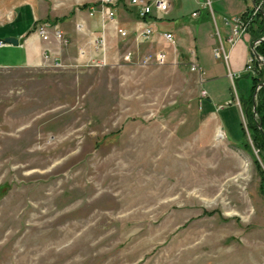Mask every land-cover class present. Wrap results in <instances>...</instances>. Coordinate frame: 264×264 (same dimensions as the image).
<instances>
[{"label": "rangeland", "instance_id": "374dc122", "mask_svg": "<svg viewBox=\"0 0 264 264\" xmlns=\"http://www.w3.org/2000/svg\"><path fill=\"white\" fill-rule=\"evenodd\" d=\"M59 1L0 0V264H264V75L252 93L250 75L208 78L212 52L198 50L201 67L193 47H173L151 15L150 38H136L137 15L118 24L125 36L117 26L113 40L92 35L96 54L23 61L7 34L48 23L46 41L68 45L43 20L54 6L51 17L68 15ZM107 1L118 15L116 0H94L102 22ZM179 3L190 25L195 5ZM247 12L228 19L264 16L263 0ZM261 39L250 45L251 75L264 70ZM158 51L163 64L142 63ZM216 51L224 57L222 45Z\"/></svg>", "mask_w": 264, "mask_h": 264}, {"label": "crops", "instance_id": "0c3cea01", "mask_svg": "<svg viewBox=\"0 0 264 264\" xmlns=\"http://www.w3.org/2000/svg\"><path fill=\"white\" fill-rule=\"evenodd\" d=\"M116 1V6L118 8L117 19L103 22L98 15H93V17L87 15L89 5L93 4L94 0H61L56 6H59L60 9L61 7L70 6L68 15L51 17L49 13L56 8L53 5L54 8L48 11L43 20L47 22L51 20V24L54 25L53 30L60 29L63 31L65 36L70 39L68 45H60L53 37L48 41L42 40L32 28L28 32H23L20 35L7 34L6 36H15L19 39L18 47L23 49V61L27 63H39L45 53H50L51 56L63 62H65L69 56L75 58L79 49L85 50L86 48L88 54H96L92 46H90V38L92 35L103 31L108 40H113V37L116 36L114 32L115 26L120 27L119 25L122 26V24L129 26L132 21L136 20L139 22V20H141L137 17L138 14H136V9L130 7L128 4V0ZM144 1L152 3L154 0ZM166 1L168 2V9L166 12L153 8L151 14L153 26L162 33L171 32L174 38V43L171 45L176 49L179 48L181 52L187 53V50L192 46L198 63V50L201 51L202 49L203 52L208 54L212 52L214 60L211 66L202 67L201 63H199L208 78L218 76L220 73L225 74V72L230 78L232 74L234 76L241 74L240 77L244 74H246L245 76L250 75V73L245 72L244 69L250 54L251 42L256 37V30L253 28V32H247L243 34L241 38L231 42L232 26L225 23V18H231L250 10L252 7V0H209L210 9L205 6L206 0H183L189 5H195L190 14L191 17L196 19L190 25L187 22H182L176 15V9L180 4V0ZM27 6H30L32 10L33 22L36 21L37 18H35L31 3L27 2ZM81 9L86 10V13L82 15L83 11H81ZM194 12L196 13L195 15H193ZM167 21L174 23L175 26L173 28H167ZM74 23L82 24L83 30H77ZM143 23L144 20L139 22L140 25ZM102 26H104L105 30L102 29ZM158 41L160 44H164L161 40ZM164 45L168 44L166 43ZM220 45H222L226 57L221 58L214 56L213 49ZM208 93L210 94L208 101H210L215 97V93L214 91H208Z\"/></svg>", "mask_w": 264, "mask_h": 264}, {"label": "built area", "instance_id": "2783aa9c", "mask_svg": "<svg viewBox=\"0 0 264 264\" xmlns=\"http://www.w3.org/2000/svg\"><path fill=\"white\" fill-rule=\"evenodd\" d=\"M129 2H130V4L137 5L139 7L138 8L139 9L138 10V16L142 20L146 19L149 15L152 14L154 5L156 6L157 9H159L160 11H163V12H165L168 9V2L166 0H156L154 2V5H153V3L145 2L143 0H129ZM110 3H111L110 1H107L106 3H102L99 9H100L101 15L103 17H105L106 19H109V20H113L115 18V13H114V10L112 9V7L110 6ZM97 9L98 8H97L96 4H90L89 8H88V14L90 16H93L94 13L97 12ZM225 21L227 24H229V23L232 24V37H230V40H232L233 38L234 39L241 38V36L247 31V26H248V23L250 20H244L242 18L237 17V18H233V19L226 18ZM46 25L42 24L37 29L38 35L44 40L48 39V37H49L48 33L50 32L48 30V28H46ZM81 26H82V24L78 23L77 29H80ZM154 32H155V30L151 25L143 23L139 27V29L136 30V38L147 39V38H150L151 36H153ZM117 33H119L121 36L126 35V31H124L123 28H120V27H117ZM53 35L55 38L63 39L66 42H68V38L64 35V33L60 29H54ZM161 35L164 39H166L168 41H171V42L174 41L173 34L171 32H164ZM99 37H96V40L99 44H101V46L103 45V48L101 50H103L102 52H104V50H105V46H104L105 45V36L101 35ZM1 45H3L2 42H1ZM214 54L217 55V51ZM131 55H132L131 52L127 51L126 55H125V59H130ZM224 57H226V56L224 55ZM165 60H166L165 53L158 51L155 53L147 54L145 57L142 58V63L143 64H152V63L163 64L165 62ZM252 61H253V59L250 58L249 63L252 64ZM191 69L193 71L199 70V66L197 64H192Z\"/></svg>", "mask_w": 264, "mask_h": 264}, {"label": "trees", "instance_id": "16d2710c", "mask_svg": "<svg viewBox=\"0 0 264 264\" xmlns=\"http://www.w3.org/2000/svg\"><path fill=\"white\" fill-rule=\"evenodd\" d=\"M263 10H264V0H263ZM244 18H246L248 16V12L247 13H243ZM147 19V18H146ZM249 31L253 32V28L256 30V34L255 36L257 37L259 34L264 32V16L261 13H257L256 18L251 19V21L249 22ZM248 23V24H249ZM256 25V26H255ZM256 50L258 51L259 54H261L264 57V41L261 42L257 47ZM256 69V74L251 75V80H252V86H251V93L252 91H254V88L256 86V84L258 83V81H260L261 76L264 75V70L262 68H258L255 67ZM258 98H259V103L257 104V110L259 111V114L261 115V110H264V88H262L259 91ZM248 100V99H246ZM245 100V101H246ZM249 101V100H248ZM262 117V116H261ZM264 118V117H262ZM264 120V119H263ZM254 130H258L257 126L254 125L253 126ZM252 129V130H253ZM261 144L264 145V138L261 141Z\"/></svg>", "mask_w": 264, "mask_h": 264}, {"label": "water", "instance_id": "95a60500", "mask_svg": "<svg viewBox=\"0 0 264 264\" xmlns=\"http://www.w3.org/2000/svg\"><path fill=\"white\" fill-rule=\"evenodd\" d=\"M264 40V39H261ZM4 42L7 44H12V45H18V39L14 36H7L4 38ZM259 57V55H257ZM261 85H264V83H262ZM256 94V91L254 92V95Z\"/></svg>", "mask_w": 264, "mask_h": 264}, {"label": "bare ground", "instance_id": "6f19581e", "mask_svg": "<svg viewBox=\"0 0 264 264\" xmlns=\"http://www.w3.org/2000/svg\"><path fill=\"white\" fill-rule=\"evenodd\" d=\"M218 137L222 138V131L221 130H219V132H218Z\"/></svg>", "mask_w": 264, "mask_h": 264}]
</instances>
